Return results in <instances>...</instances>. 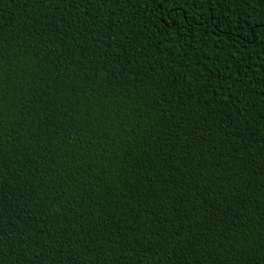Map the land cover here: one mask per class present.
Returning <instances> with one entry per match:
<instances>
[{
    "label": "trees",
    "instance_id": "trees-1",
    "mask_svg": "<svg viewBox=\"0 0 264 264\" xmlns=\"http://www.w3.org/2000/svg\"><path fill=\"white\" fill-rule=\"evenodd\" d=\"M0 264H264V0H0Z\"/></svg>",
    "mask_w": 264,
    "mask_h": 264
}]
</instances>
